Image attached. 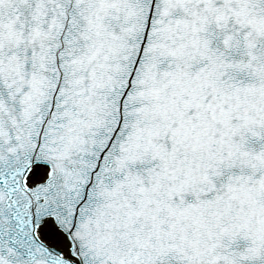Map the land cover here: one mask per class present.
Returning a JSON list of instances; mask_svg holds the SVG:
<instances>
[{
  "label": "snow or ice",
  "instance_id": "obj_1",
  "mask_svg": "<svg viewBox=\"0 0 264 264\" xmlns=\"http://www.w3.org/2000/svg\"><path fill=\"white\" fill-rule=\"evenodd\" d=\"M0 264H264V0H0Z\"/></svg>",
  "mask_w": 264,
  "mask_h": 264
}]
</instances>
